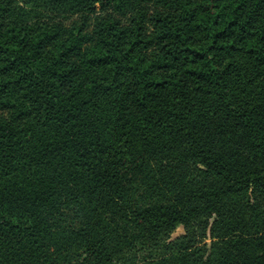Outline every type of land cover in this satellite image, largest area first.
Listing matches in <instances>:
<instances>
[{"label": "trees", "instance_id": "trees-1", "mask_svg": "<svg viewBox=\"0 0 264 264\" xmlns=\"http://www.w3.org/2000/svg\"><path fill=\"white\" fill-rule=\"evenodd\" d=\"M0 264H264V0H0Z\"/></svg>", "mask_w": 264, "mask_h": 264}, {"label": "rangeland", "instance_id": "rangeland-1", "mask_svg": "<svg viewBox=\"0 0 264 264\" xmlns=\"http://www.w3.org/2000/svg\"><path fill=\"white\" fill-rule=\"evenodd\" d=\"M182 232V228L181 227H178L176 230H175V232L173 233V237L175 236V235H178V234H180Z\"/></svg>", "mask_w": 264, "mask_h": 264}]
</instances>
